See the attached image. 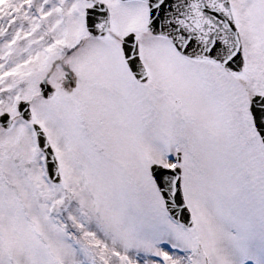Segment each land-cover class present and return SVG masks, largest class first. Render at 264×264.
Masks as SVG:
<instances>
[{
    "label": "snow or ice",
    "instance_id": "1",
    "mask_svg": "<svg viewBox=\"0 0 264 264\" xmlns=\"http://www.w3.org/2000/svg\"><path fill=\"white\" fill-rule=\"evenodd\" d=\"M245 192L264 0H0V264H231L212 218ZM164 229L183 254L137 245Z\"/></svg>",
    "mask_w": 264,
    "mask_h": 264
},
{
    "label": "rangeland",
    "instance_id": "2",
    "mask_svg": "<svg viewBox=\"0 0 264 264\" xmlns=\"http://www.w3.org/2000/svg\"><path fill=\"white\" fill-rule=\"evenodd\" d=\"M93 197L94 193L88 194ZM174 225L184 227L172 217ZM212 225L219 234L222 247L226 248L231 264H264V204L250 192L226 199L216 211ZM230 235L236 238L230 242ZM141 248L154 245L174 254H183L182 243L168 229L155 235L151 230H138L135 236ZM142 254V253H141Z\"/></svg>",
    "mask_w": 264,
    "mask_h": 264
},
{
    "label": "water",
    "instance_id": "3",
    "mask_svg": "<svg viewBox=\"0 0 264 264\" xmlns=\"http://www.w3.org/2000/svg\"><path fill=\"white\" fill-rule=\"evenodd\" d=\"M173 218L181 222L184 226L189 227V224L187 222H184L182 219H178L177 217H173Z\"/></svg>",
    "mask_w": 264,
    "mask_h": 264
}]
</instances>
